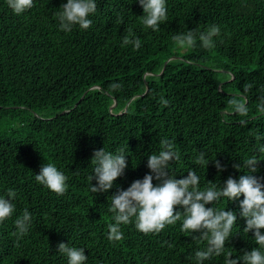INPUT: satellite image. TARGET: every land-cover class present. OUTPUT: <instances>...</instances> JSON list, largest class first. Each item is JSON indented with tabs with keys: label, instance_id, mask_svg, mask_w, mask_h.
I'll return each instance as SVG.
<instances>
[{
	"label": "trees",
	"instance_id": "obj_1",
	"mask_svg": "<svg viewBox=\"0 0 264 264\" xmlns=\"http://www.w3.org/2000/svg\"><path fill=\"white\" fill-rule=\"evenodd\" d=\"M96 2L90 28L65 32L54 14L67 0H34L19 15L0 0V196L17 193L15 213L0 223V264H68L57 251L60 242L84 248L85 264H197L195 252L207 242L181 230L183 217L159 234L137 230L133 217L121 225L123 240L109 241L111 195L151 171L148 157L159 153L163 139L180 154L169 174L180 179L195 171L201 190L248 173L244 161L253 155L260 159L254 175L264 177V113L258 110L264 105V0H166L168 19L159 31L142 24L139 0ZM212 25L221 32L210 49L198 39L191 48L173 40ZM129 29L141 41L138 50L122 46ZM113 83L121 87L113 90ZM245 84L252 85L247 92ZM234 95L246 97V117L230 109ZM101 148L124 150L128 167L108 192L93 193L91 158ZM201 152L208 166L196 164ZM49 162L68 177L64 195L35 179ZM242 199L206 205L237 212L225 245L233 259L259 247L254 230L244 231ZM24 209L31 225L17 239L14 222ZM224 262L221 254L203 264Z\"/></svg>",
	"mask_w": 264,
	"mask_h": 264
},
{
	"label": "clouds",
	"instance_id": "obj_2",
	"mask_svg": "<svg viewBox=\"0 0 264 264\" xmlns=\"http://www.w3.org/2000/svg\"><path fill=\"white\" fill-rule=\"evenodd\" d=\"M139 3L144 11L141 16L142 24L146 28L159 31L160 24L168 19L166 0H139ZM7 4L17 15L35 6L34 0H7ZM60 7L62 11L54 15L62 31L71 32L75 25L86 30L93 23L89 16L96 12L97 2L96 0H67V3ZM220 32L218 25H212L206 31L199 33L192 29L186 33L174 35L173 40L181 48H191L196 45L198 39L203 48L210 49L214 47V37L219 36ZM129 44L134 45L136 50L141 47L139 38H131V29H129V35L123 38L122 46ZM120 87L121 85L116 83L110 85L113 90ZM251 87V84H245L244 91L247 92ZM163 103L167 104L168 101L163 100ZM228 105L242 117H246L249 113L247 99L244 96L234 95L228 101ZM258 110L264 113V105H259ZM240 123L247 124V121L241 120ZM160 144L159 153L150 154L148 157L147 166L151 171L145 174L143 179L132 182L127 190L120 188L111 195L110 211L114 213L115 223L108 224V240L112 242L123 240L121 225L132 223L133 217H135V227L144 234H159L166 226L175 225L183 217L181 230L185 233H198L199 235L193 236V239L207 242L205 249L195 252L197 264H203V261L221 254H225L224 264H239L241 259L244 264H264V232L261 231L264 229V177L254 175L258 171L260 159L255 155L247 158L244 166L249 169V172L240 175L238 179L229 176L222 187L210 183V186L201 190L200 177L195 171H189L186 177L180 179L169 174V163L173 160L178 161L180 154L172 141L163 139ZM259 151L264 153V145L259 148ZM126 157L122 149L118 154L107 152L104 148L94 151L91 163L95 167L89 179L91 181L95 179L98 183H92L93 193L108 192L113 188L114 182L125 174V169L128 167ZM212 161L219 171L225 170L220 160ZM195 162L206 166L210 163L205 159L204 152L198 155ZM234 167L241 169L240 164ZM35 179L58 195H64L69 187L68 177L52 162L44 163ZM154 180L159 183H154ZM16 195L14 190L9 189L7 197L0 196V223L15 213L16 205L13 201ZM241 196L243 199L239 202V216L246 218L244 231L248 233L254 230V240L259 247L245 251L242 257L233 259L231 252L225 253V245L231 237L238 214L232 210L206 205H215L222 197L236 201ZM176 206H181L184 210L177 211ZM31 220L32 216L28 209H24L23 213L16 218L14 223L17 232L13 235L17 236V239L23 238L28 233ZM57 251L67 256L68 264H85L88 259L84 248L70 247L69 243L60 242Z\"/></svg>",
	"mask_w": 264,
	"mask_h": 264
},
{
	"label": "water",
	"instance_id": "obj_3",
	"mask_svg": "<svg viewBox=\"0 0 264 264\" xmlns=\"http://www.w3.org/2000/svg\"><path fill=\"white\" fill-rule=\"evenodd\" d=\"M172 58H173V57L169 58V59L167 60V62H168L169 60H171ZM167 62H166V63H167ZM165 66H166V65H165ZM117 104H118V103L116 102V104H114V105H117ZM128 106H129V105H127V106L125 107V111L128 109Z\"/></svg>",
	"mask_w": 264,
	"mask_h": 264
}]
</instances>
